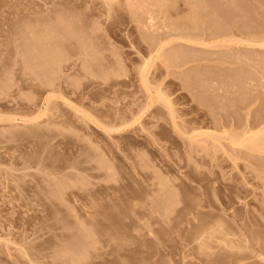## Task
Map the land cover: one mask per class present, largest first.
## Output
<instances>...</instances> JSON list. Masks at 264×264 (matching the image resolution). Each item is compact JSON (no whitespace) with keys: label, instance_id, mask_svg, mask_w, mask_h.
Instances as JSON below:
<instances>
[{"label":"rangeland","instance_id":"374dc122","mask_svg":"<svg viewBox=\"0 0 264 264\" xmlns=\"http://www.w3.org/2000/svg\"><path fill=\"white\" fill-rule=\"evenodd\" d=\"M142 1L0 0V264H264V0Z\"/></svg>","mask_w":264,"mask_h":264},{"label":"bare ground","instance_id":"6f19581e","mask_svg":"<svg viewBox=\"0 0 264 264\" xmlns=\"http://www.w3.org/2000/svg\"><path fill=\"white\" fill-rule=\"evenodd\" d=\"M104 1H105V0H104ZM143 1H144V0H143ZM143 1H142V2H143ZM107 2H109V1H107ZM131 2H132V1H131ZM109 4H110V3H109ZM130 5H131V4H130ZM133 5H134V4H133ZM144 5H145V4H144ZM134 6H135V5H134ZM142 6H143V3H142ZM149 6H150V5H149ZM143 7H144V6H143ZM145 7H146V6H145ZM147 7H148V6H147ZM137 8H138V7H137ZM139 8H140V7H139ZM142 9H143V8H142ZM142 9H140V10H142ZM136 11H137V10H136ZM136 11H135V12H136ZM138 14H139V13H138ZM135 15H136V14H135ZM260 44H264V40H263ZM42 63H43V62H42ZM42 65H43V64H42ZM44 65H45V64H44ZM38 68H39V67H38ZM41 68H42V67H41ZM42 69H43V68H42ZM140 71H141V74H140V75H142V76H141V79L144 80L143 83L147 86V84L150 83V82H149L150 80H149L148 77H147V74H146L147 71H146L145 66H143V67L141 68ZM48 74H49V73H48ZM48 74H43V77H44V78H43V82H44L47 86L50 87V86H53V82H54V81H53L52 78H50V76H49ZM44 83H43V84H44ZM48 100L51 101V100H52V96L48 97ZM255 145H257V144L255 143ZM167 205H168V204H167ZM165 208H166V207H165ZM211 228H212V226H211Z\"/></svg>","mask_w":264,"mask_h":264}]
</instances>
